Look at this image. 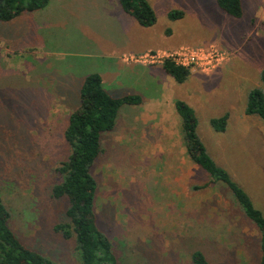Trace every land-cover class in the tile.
Here are the masks:
<instances>
[{
  "label": "rangeland",
  "instance_id": "obj_1",
  "mask_svg": "<svg viewBox=\"0 0 264 264\" xmlns=\"http://www.w3.org/2000/svg\"><path fill=\"white\" fill-rule=\"evenodd\" d=\"M149 1L156 23L144 27L128 15L135 27L128 25L126 35L153 47L122 54L120 60L157 66L167 55L210 49L222 56L210 67L190 64L198 73L181 84L180 93L189 102L188 93L197 86L204 96L213 95L214 104L208 106L202 93L196 95L202 96L193 104L199 135L217 164L264 214V118L245 113L248 91H264V0H242L240 18L228 15L216 0ZM69 2L57 6L50 0L46 8L32 12L31 23L0 21V197L17 235L56 264H81L75 239L55 230L66 220L68 205L66 198L51 194L60 179L56 168L69 151L64 129L69 114L80 106L86 76L111 71L114 60L107 53L116 52L109 51L114 48L110 30L98 29L85 16L80 21L86 25H73L71 8L79 3ZM173 9L184 16L170 18ZM126 71L115 76V85L134 83L133 73ZM104 84L111 90L110 79ZM238 89L234 99L230 94ZM234 101L231 121L228 103ZM126 113L123 108L117 126L103 134L102 151L92 167L99 185L98 222L114 242L118 264H191L196 248L212 264H258L260 232L229 186L212 181L192 161L183 139L166 141L157 133L163 131L160 125L129 123ZM226 113V130L215 131L211 119Z\"/></svg>",
  "mask_w": 264,
  "mask_h": 264
},
{
  "label": "trees",
  "instance_id": "obj_2",
  "mask_svg": "<svg viewBox=\"0 0 264 264\" xmlns=\"http://www.w3.org/2000/svg\"><path fill=\"white\" fill-rule=\"evenodd\" d=\"M218 6L233 17L243 16L242 0H216ZM50 0H0V21H12L21 14L46 8ZM122 8L142 26H153L157 21L156 12L149 0H119ZM172 19L182 18L184 12L173 9L168 13ZM164 70L179 83L191 75V69L166 58ZM264 83V69L261 72ZM140 95L113 96L103 83L100 73L86 76L80 94V106L68 117L64 138L69 146L67 158L60 161L57 169L60 179L52 187L54 198H66L65 221L55 225V230L65 238H74L81 264H118L114 242L99 222L97 213L98 181L92 167L102 151V137L112 131L117 123L119 110L125 104H139ZM181 117V131L188 154L192 161L206 171L211 180L222 181L233 193L235 201L244 215L259 230L260 258L264 264V214L256 207L249 193L231 176L230 172L217 164L200 137L198 117L195 108L183 99L175 102ZM247 115L264 118V91L260 87L249 90L245 108ZM229 113L212 118L210 123L215 131L224 132ZM207 183L194 188L200 189ZM11 211L0 197V264H56L41 251L26 244L10 224ZM191 264H212L201 248L192 250Z\"/></svg>",
  "mask_w": 264,
  "mask_h": 264
},
{
  "label": "crops",
  "instance_id": "obj_3",
  "mask_svg": "<svg viewBox=\"0 0 264 264\" xmlns=\"http://www.w3.org/2000/svg\"><path fill=\"white\" fill-rule=\"evenodd\" d=\"M56 1H57V6H59L60 2H65V0H56ZM69 1L70 4H73L74 1H77V3H79L77 4V8L76 7L71 8L73 14H75L74 19H72L74 20L73 25H86V23H82L84 21H80L85 16V19L88 22L97 25L96 27L98 29L106 30V31L110 30V35H112L113 37L112 39L110 38L111 39L110 43L114 46V48L109 51H116V52L107 53L111 55L112 56L111 58H113L114 60L113 63L110 65L111 71L107 72L106 70H104V72H101L103 83H105L108 79H110L111 82L110 84L111 90H109L110 93L116 97L128 95V94H136V95H140L142 98V102L139 104H125L123 105L124 107L123 106L121 107V109L119 110L116 126L119 122V117L121 116V112L124 108L125 111H127L126 119L129 123H132V121H134L137 124L139 122H142L141 123L142 126L143 124H149V123H154L155 126L160 125L161 128L163 129L162 131L163 133L161 132V130L157 131V133L160 132L165 137L166 141L172 143H176V142L179 143L183 139V135L181 131V117L177 112L175 102L177 99H183L182 94L180 93V89H182L181 88L182 83L177 82L173 76L169 75L164 70L161 64L157 66L135 65V64L128 65L120 60V56L122 54L142 53L153 47V45L146 43H142L141 45L140 41L134 40V38L130 34L127 33L128 35H126V27L128 25L135 27L132 24V22L128 23L127 21V18L129 19L128 15L130 14H128L122 8L121 4L117 0H103L101 2L94 0H85V1L69 0ZM104 11H105V15H104ZM32 12L34 11L25 12L20 16L16 17L15 19H13L12 22L14 24H16L17 22L19 24L31 23L32 20H34V18L31 17ZM86 14L93 16L86 17ZM35 15L34 17L36 18ZM113 41H115L119 47H115ZM125 70H127L126 72L128 73L130 72L133 73L131 77L133 78L134 83H132L131 86L128 85V87H122V82H119L118 85H115V81H114L115 76L116 75L120 76L119 74L120 71H125ZM193 73H198V72L192 71L191 75ZM200 74H202L204 77L210 76L209 74H205V73H200ZM112 83L113 85H115L114 88L112 86ZM200 88H201L200 86H197L194 92L188 93V99L190 100V102L187 99L186 100L190 105L193 106V104L197 99H201L202 96L200 97L196 96L201 93L203 95L202 89H201V93L199 91ZM239 91H240L239 89L235 90L230 95L234 96L235 99L238 96ZM204 97L207 98L206 99L207 106L209 103L214 104L212 100L213 95L207 94ZM247 97H248V93H247ZM218 102L221 103V101ZM228 104H229L228 107L230 109L229 110L231 117L230 119L231 121H233L234 114H232V111L237 109V105L235 101ZM184 149L187 151L186 145Z\"/></svg>",
  "mask_w": 264,
  "mask_h": 264
},
{
  "label": "built area",
  "instance_id": "obj_4",
  "mask_svg": "<svg viewBox=\"0 0 264 264\" xmlns=\"http://www.w3.org/2000/svg\"><path fill=\"white\" fill-rule=\"evenodd\" d=\"M206 55V56H205ZM149 56V55H147ZM201 56H205L204 58ZM150 57L155 58V54H151ZM170 58L176 63L189 67L192 63H198L202 67H210L212 64L219 62L222 59V56L217 53L215 49H210L206 53L198 52L194 50H186L176 54H171L163 57L161 63L166 59ZM206 60V61H205ZM190 68V67H189Z\"/></svg>",
  "mask_w": 264,
  "mask_h": 264
}]
</instances>
